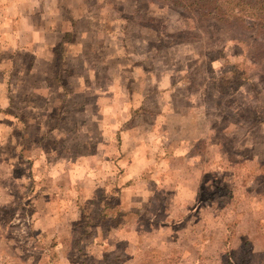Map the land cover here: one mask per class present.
<instances>
[{
	"label": "rangeland",
	"instance_id": "1",
	"mask_svg": "<svg viewBox=\"0 0 264 264\" xmlns=\"http://www.w3.org/2000/svg\"><path fill=\"white\" fill-rule=\"evenodd\" d=\"M12 1L0 264H264V13Z\"/></svg>",
	"mask_w": 264,
	"mask_h": 264
},
{
	"label": "trees",
	"instance_id": "2",
	"mask_svg": "<svg viewBox=\"0 0 264 264\" xmlns=\"http://www.w3.org/2000/svg\"><path fill=\"white\" fill-rule=\"evenodd\" d=\"M174 6L188 10L200 16H211L216 21L237 28L255 27L261 23L257 12L264 13V0H164ZM261 19V18H259ZM240 71L232 69L233 77ZM264 237V236H263Z\"/></svg>",
	"mask_w": 264,
	"mask_h": 264
},
{
	"label": "crops",
	"instance_id": "3",
	"mask_svg": "<svg viewBox=\"0 0 264 264\" xmlns=\"http://www.w3.org/2000/svg\"><path fill=\"white\" fill-rule=\"evenodd\" d=\"M0 3H1L0 6H2V12L0 14V27H1V25H3L4 27H8V29L12 28L11 26L14 23V21H19V20H21L22 22L25 21L26 24L29 25V19L30 18L33 19L32 24L34 26V21L36 18H34L33 15H30L31 12L29 13L28 10H27L25 16L20 15L18 17V19H16V17H17L16 8L17 7H23V2L18 3L16 1H12V0H1ZM46 3H50L49 0ZM30 7L33 8L34 6L32 5ZM41 15H42V18H44V19H47V17L49 16L46 13H42ZM33 26H32V30L35 31V28H33ZM8 29H6V30H8ZM9 31L12 32L13 35L15 34L14 29H9ZM45 32L48 34H52L54 31L52 28L48 27V29H46ZM5 33H6V31H5ZM55 33H57L56 37H55L56 39L58 38L57 41L65 38V33H66L65 30H62L61 32L60 31L55 32Z\"/></svg>",
	"mask_w": 264,
	"mask_h": 264
}]
</instances>
